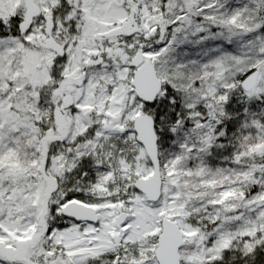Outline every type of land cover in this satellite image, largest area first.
Masks as SVG:
<instances>
[{
	"label": "snow or ice",
	"instance_id": "6c2138e0",
	"mask_svg": "<svg viewBox=\"0 0 264 264\" xmlns=\"http://www.w3.org/2000/svg\"><path fill=\"white\" fill-rule=\"evenodd\" d=\"M0 264H264V0H0Z\"/></svg>",
	"mask_w": 264,
	"mask_h": 264
}]
</instances>
